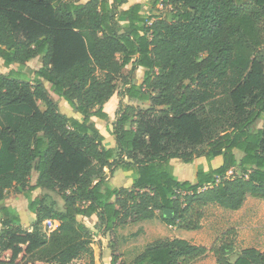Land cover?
Listing matches in <instances>:
<instances>
[{"label":"trees","instance_id":"1","mask_svg":"<svg viewBox=\"0 0 264 264\" xmlns=\"http://www.w3.org/2000/svg\"><path fill=\"white\" fill-rule=\"evenodd\" d=\"M128 2L0 0V60L25 66L42 57L31 79L0 73V200L8 189L38 188L64 200L59 210L53 194L32 198V231L15 209L0 208V264L84 256L95 264L97 232L82 219L94 215L110 235V264H191L210 251L218 264H264L255 247L233 257L232 241L209 250L180 237L124 259L120 228L158 217L198 230L210 205L239 210L249 195L264 199V127L252 130L264 119V0H147L148 12L142 3L122 8ZM161 6L167 18L155 13ZM137 69L140 83L129 79ZM44 80L83 121L59 109ZM119 80L130 84L124 94L150 106L121 102L117 145L106 147L91 118H107ZM200 156L223 162L199 164L194 180L175 174L173 160ZM107 170L132 172L133 185L112 188ZM47 219L58 227L47 232Z\"/></svg>","mask_w":264,"mask_h":264},{"label":"rangeland","instance_id":"2","mask_svg":"<svg viewBox=\"0 0 264 264\" xmlns=\"http://www.w3.org/2000/svg\"><path fill=\"white\" fill-rule=\"evenodd\" d=\"M145 6L146 12L150 11L151 8L147 5V0H145ZM155 13L161 17L167 18L169 16V8L161 6L159 10L155 11ZM261 53H264V51ZM32 65L35 66L36 64L33 63ZM12 66L16 69H20V73H16L18 70H15V68H13L10 73V66L5 67L4 65L0 66V70L8 74L14 73L13 76L22 79L32 78V73L25 70H23L25 73H22V65L14 64ZM134 75L135 73L131 75V78H134ZM119 81L118 88L122 91L123 81ZM137 82L140 83L141 81L137 79ZM45 85L48 89V93H50L52 97L59 102L62 101L59 105L62 112L67 115L77 116V112L79 111L73 104L69 101L68 104L65 103L67 100L53 91L50 82L45 81ZM149 104L150 101L142 103L144 107H147ZM109 112H111V109H109ZM99 124L102 126L104 123L99 122ZM261 127H264V119L257 121L252 126V130ZM222 162V156L216 157L211 162L206 160L203 156H200L197 157L193 163L186 164L182 160L176 159L172 161V164L175 165V174L179 178L194 180L199 164H203L208 168L210 165L216 167ZM54 195L57 198L61 197L58 192H55ZM61 209H63V206ZM96 228L98 231H101L100 222L96 224ZM140 229L141 232L139 235L132 236L133 233L139 232ZM119 233L126 237V240H124L122 244V251L124 252V259L127 261H133L143 249L158 240L176 237L187 238L192 243L206 246L209 250L218 246L222 240L232 241L233 248H231L228 253L233 257L247 247H256L260 250H264V199L255 198L249 195L244 205L239 210L226 209L217 204L210 205L206 208L205 217L202 220V227L198 230L181 229L177 226L169 225L157 217L152 220L120 228ZM105 237H107V235H105ZM191 264H218V262L215 254L210 251L206 256L196 259Z\"/></svg>","mask_w":264,"mask_h":264},{"label":"crops","instance_id":"3","mask_svg":"<svg viewBox=\"0 0 264 264\" xmlns=\"http://www.w3.org/2000/svg\"><path fill=\"white\" fill-rule=\"evenodd\" d=\"M135 3H142L143 5H145V0H129V2L124 4L122 6V8H124V9L128 8L132 4H135ZM33 63L36 65L33 66L32 65ZM2 65H4L6 67V65L4 64V61L0 60V66H2ZM12 65H14V64H12ZM12 65L10 66V70H11L10 73L12 72L13 68H15ZM41 66H42V57L40 56V57H36L33 60L29 61L25 66H23V69H21V70H22V73H25V72H23V70H25V71L32 73V76H33V71L39 69ZM15 70H18V72H16V73H20V71H19L20 69L15 68ZM128 70H129V72H128ZM0 73L8 74V73L1 71V70H0ZM123 73L125 75H128L130 73V68L129 67L124 68ZM134 73H135L134 78H129V79L132 82L138 83L137 79L139 81H141L143 71H142V69H137ZM45 81L46 80L43 81L44 85H45ZM129 86H130L129 83H123L122 91H120V89L118 88V90L110 98V100L104 104V112L107 113L106 119H102V118L95 117V116L91 118V121L94 123V125L97 127V129L100 131V133L104 136V145L106 147H115L117 145L116 136L112 133V128H113L114 122L116 121V119L119 115L121 102H123L125 104H129V105H134V106L140 107V108H148L150 106V104H149L147 107H144L142 105V103H138V101L136 99H132L128 95L124 94L127 87H129ZM46 89H47V87H46ZM47 93H48V89H47ZM48 95L58 104V106L62 102V101H60V102L57 101L54 97H52L50 95V93H48ZM146 101H148V100H146ZM65 103L68 104V101H65ZM109 109H111V112H109ZM77 113H78L77 116H75V115H69V116L73 117L77 120L83 121L84 115L81 112H77ZM99 122H103L104 124L102 126H100ZM107 173H108L107 179H108L109 184L111 185L112 188L131 187L133 185V173L132 172L123 171V170H116L114 173H111V171L107 170ZM36 179H37V172H34V174L32 175V177L30 179V184L31 185L35 184ZM46 193H50L53 195L55 194L54 191H51V190L46 189V188H38V189H35L33 191L26 190V191L21 192V193L17 192L15 189H8L5 191L4 198L2 200H0V208L7 206V207H10L12 209H15L21 218V224H22L23 229H25L27 231H32L34 222L36 221V213L30 209V206H29L30 200L32 198L37 197V196H43ZM56 199L58 202L57 208L59 210H63L61 208H62V206L64 208V200L62 199V197H59V198L56 197ZM82 219L84 220L86 226L89 229H93L94 231L97 232V237H96L97 240L93 244V247H94L95 252H96L95 264H110L111 263V249L109 246L110 235H109V233L105 234L104 229H101V231L100 230L98 231V229L96 228V224L99 222V216L94 215L91 217H83ZM2 228H3V225L1 222V214H0V231L2 230ZM105 235H107V237H105ZM185 239H187V238H185ZM86 262H88L87 256H84L83 258L75 261V263H77V264H84Z\"/></svg>","mask_w":264,"mask_h":264},{"label":"built area","instance_id":"4","mask_svg":"<svg viewBox=\"0 0 264 264\" xmlns=\"http://www.w3.org/2000/svg\"><path fill=\"white\" fill-rule=\"evenodd\" d=\"M57 227H58V222L50 220V219H47L45 221V230L47 232H51V231L55 230Z\"/></svg>","mask_w":264,"mask_h":264},{"label":"water","instance_id":"5","mask_svg":"<svg viewBox=\"0 0 264 264\" xmlns=\"http://www.w3.org/2000/svg\"><path fill=\"white\" fill-rule=\"evenodd\" d=\"M166 214H167L169 217H172V211H170V210H166Z\"/></svg>","mask_w":264,"mask_h":264}]
</instances>
